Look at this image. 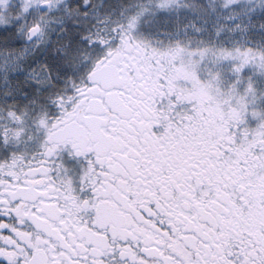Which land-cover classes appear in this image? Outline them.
<instances>
[{
  "label": "snow or ice",
  "instance_id": "6c2138e0",
  "mask_svg": "<svg viewBox=\"0 0 264 264\" xmlns=\"http://www.w3.org/2000/svg\"><path fill=\"white\" fill-rule=\"evenodd\" d=\"M0 264H264V0H0Z\"/></svg>",
  "mask_w": 264,
  "mask_h": 264
}]
</instances>
